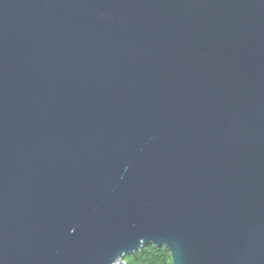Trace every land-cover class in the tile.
<instances>
[{"label": "water", "instance_id": "95a60500", "mask_svg": "<svg viewBox=\"0 0 264 264\" xmlns=\"http://www.w3.org/2000/svg\"><path fill=\"white\" fill-rule=\"evenodd\" d=\"M264 264V0H0V264Z\"/></svg>", "mask_w": 264, "mask_h": 264}, {"label": "trees", "instance_id": "16d2710c", "mask_svg": "<svg viewBox=\"0 0 264 264\" xmlns=\"http://www.w3.org/2000/svg\"><path fill=\"white\" fill-rule=\"evenodd\" d=\"M126 264H174L171 253L166 247H158L154 244L146 245L136 255L125 257Z\"/></svg>", "mask_w": 264, "mask_h": 264}]
</instances>
